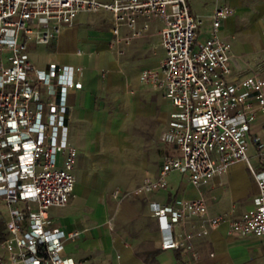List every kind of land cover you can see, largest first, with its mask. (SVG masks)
Listing matches in <instances>:
<instances>
[{
    "label": "built area",
    "instance_id": "2783aa9c",
    "mask_svg": "<svg viewBox=\"0 0 264 264\" xmlns=\"http://www.w3.org/2000/svg\"><path fill=\"white\" fill-rule=\"evenodd\" d=\"M109 10L112 32L119 41L145 35L160 20L165 56L157 69H144L142 82L162 88L174 110L160 140L177 154L164 157L159 177L133 190H114L122 200L166 188L173 171L188 173L201 187L228 167L245 161L258 185L254 207L231 223V230L264 238V169L251 163L248 136L264 115V75L232 76L231 44L220 34L234 7L216 0L211 30L199 40L203 23L187 0H0V196L9 219L0 233V264H75L65 254L66 240L77 232L50 226L49 209L64 206L75 188L77 148L69 141V92L83 88L84 67L50 62L35 64L29 47L49 44L75 24L81 12ZM141 23V26L139 25ZM264 161V142L254 137ZM159 219L163 249L192 250V240L222 221L209 216L205 198L179 200L175 205L149 202ZM192 216L201 218L186 229ZM174 264H189L177 260Z\"/></svg>",
    "mask_w": 264,
    "mask_h": 264
},
{
    "label": "crops",
    "instance_id": "0c3cea01",
    "mask_svg": "<svg viewBox=\"0 0 264 264\" xmlns=\"http://www.w3.org/2000/svg\"><path fill=\"white\" fill-rule=\"evenodd\" d=\"M187 1L192 14L202 18V25L206 23L209 34L216 0ZM90 13L110 14L109 28L100 30L90 17L83 16ZM113 26L109 10L81 12L75 24L64 31H76L82 48L74 45V51L59 50L60 35L49 44L32 42L29 47L35 64L34 47L43 45L56 53L39 66L57 62L84 67L83 88L71 90L68 96L69 141L77 148L74 194L66 205L49 209L50 226L78 233L66 240L65 254L75 264H174L177 260L189 264H264V238L231 230V223L254 207L258 194L257 182L245 161L231 164L201 187L191 182L188 173L176 170L168 174L166 188L122 200L114 198L118 187L133 190L147 179H157L164 157L177 154V150L160 140L174 110L171 100L162 88L141 80L142 71L157 69L165 56L159 33L162 22H152L145 35L128 40L130 31L123 26L114 47L111 44L117 37ZM220 34L231 44L234 78L264 75V22L239 26L237 14H233L223 22ZM255 136L264 142L262 114L248 136L251 163L261 170L264 161L257 154ZM199 197L205 198L208 215L222 221L208 234L194 237L192 250L163 249L161 224L149 202L175 205L179 200ZM1 205L6 207L5 213ZM8 219V206L0 196V224L4 228ZM200 221L198 216L190 217L186 229L192 231Z\"/></svg>",
    "mask_w": 264,
    "mask_h": 264
},
{
    "label": "rangeland",
    "instance_id": "374dc122",
    "mask_svg": "<svg viewBox=\"0 0 264 264\" xmlns=\"http://www.w3.org/2000/svg\"><path fill=\"white\" fill-rule=\"evenodd\" d=\"M102 2H112L113 0H99ZM228 1H236L238 5H234V14H237V24L239 26H249L252 25L255 21H262L264 22V0H228ZM85 18H91L98 29L104 30L109 28L110 25V14H86L83 15ZM206 23L201 25L199 31V40L203 41L208 36L206 32ZM81 36V35H80ZM78 34L76 31H68L65 33L63 30L58 38V48L63 52H71L73 50V46L75 45L76 48L83 47V41L77 40ZM34 53L32 56L37 64H42L44 62L50 61L53 57H56V53L53 49L49 47H45L43 45L38 46L37 48L34 47ZM1 210L3 213L6 212V207L1 205Z\"/></svg>",
    "mask_w": 264,
    "mask_h": 264
},
{
    "label": "trees",
    "instance_id": "16d2710c",
    "mask_svg": "<svg viewBox=\"0 0 264 264\" xmlns=\"http://www.w3.org/2000/svg\"><path fill=\"white\" fill-rule=\"evenodd\" d=\"M3 228H4V225L0 224V232L2 231Z\"/></svg>",
    "mask_w": 264,
    "mask_h": 264
}]
</instances>
